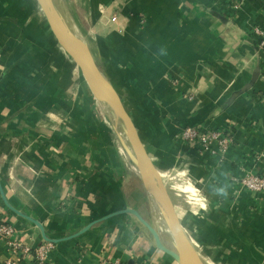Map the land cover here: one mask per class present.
Instances as JSON below:
<instances>
[{
  "label": "crops",
  "instance_id": "0c3cea01",
  "mask_svg": "<svg viewBox=\"0 0 264 264\" xmlns=\"http://www.w3.org/2000/svg\"><path fill=\"white\" fill-rule=\"evenodd\" d=\"M71 1L98 65L151 116L164 168L169 175L183 170L200 190L203 206L177 211L203 264H264V192L242 184L247 174L264 173V51L251 36L253 27L264 31V0ZM0 3V183L7 199L53 238L126 207L153 223L134 164L122 163L112 133L91 111L89 86L40 48L51 35L35 1ZM257 54V80L227 104L249 80ZM75 75L82 85H74ZM187 126L225 129L233 142L223 152L203 150L180 138ZM0 216L39 244L34 225L1 199ZM7 255L0 240V264ZM102 258L176 264L129 214L53 244L47 264ZM22 264L36 263L30 256Z\"/></svg>",
  "mask_w": 264,
  "mask_h": 264
},
{
  "label": "water",
  "instance_id": "95a60500",
  "mask_svg": "<svg viewBox=\"0 0 264 264\" xmlns=\"http://www.w3.org/2000/svg\"><path fill=\"white\" fill-rule=\"evenodd\" d=\"M34 1L46 21L51 35L49 41H43L39 44L40 48L48 56L49 49L52 50L54 52L53 56L61 64L71 68L90 87L89 90L96 100L101 97L113 106L114 112L123 118L130 129L134 139V148L128 156L134 163L143 189L151 202L154 210V223L144 219L137 210L126 207L97 218L70 235L53 238L46 233L40 220L10 203L0 183V199L4 206L14 215L34 225L41 240L51 244L76 238L88 231L93 225L113 216L129 214L149 233L154 246L169 256L176 264H203L182 227L176 205L170 193L168 171L164 168L158 151V135L151 116L128 89L121 86L98 65L86 40L71 32L64 24L56 9L54 0ZM67 42L74 45L76 50L84 57H90L89 61L85 62L77 54L79 58L75 55L72 58L66 45ZM259 73L260 65L257 54L255 66L249 80L241 87L234 89L227 97L226 103L230 104L237 97L249 91L257 80ZM131 117L136 119L139 130ZM145 145L150 148L149 154L146 152Z\"/></svg>",
  "mask_w": 264,
  "mask_h": 264
},
{
  "label": "built area",
  "instance_id": "2783aa9c",
  "mask_svg": "<svg viewBox=\"0 0 264 264\" xmlns=\"http://www.w3.org/2000/svg\"><path fill=\"white\" fill-rule=\"evenodd\" d=\"M114 20V19H113ZM251 34L259 39V48H264V31L258 27L251 29ZM180 138L189 145H198L203 150L225 151L230 147L233 140L232 137L224 130H208L199 126H187L180 134ZM168 173L169 188L176 190V195H184L186 201L191 206H203L202 194L196 189L192 182L185 177L183 170ZM243 186L251 192H264V173L263 174H247L242 180ZM0 240L6 245L8 255L4 264H22L28 257H33L36 264H47V256L53 244L41 241L35 246H31L23 240L14 226L6 222L0 216ZM96 264H126L120 259L102 258Z\"/></svg>",
  "mask_w": 264,
  "mask_h": 264
},
{
  "label": "rangeland",
  "instance_id": "374dc122",
  "mask_svg": "<svg viewBox=\"0 0 264 264\" xmlns=\"http://www.w3.org/2000/svg\"><path fill=\"white\" fill-rule=\"evenodd\" d=\"M2 0H0L1 2ZM5 1V0H4ZM70 1V2H69ZM66 2V3H65ZM1 4V3H0ZM64 6H66V8H64ZM73 4H72V1L71 0H56V7H57V11L59 13V16L60 18L62 19V21L64 22V24L68 27V29L75 33L76 35L80 36V32L79 30L77 29V17L74 15L73 13V9L72 7ZM0 15H1V12H0ZM81 37V36H80ZM87 42V41H86ZM95 58V57H94ZM77 76L75 75L74 77V82H75V86L77 85H82V80L81 78H76ZM84 85V84H83ZM75 94L76 91H75ZM92 96V97H91ZM90 97L92 99V104H91V111L93 112H97L99 114V116L101 117V119L104 120V123L105 125L109 128L110 132L112 133V137H113V143H114V146H115V150L117 152V155L119 157V159L122 161V163H124L127 167H130L128 162H132L130 157L127 155V152L126 150L124 149V146L122 145L121 143V140L116 136L115 132H114V129L112 127V124L110 123V121L107 119V116L105 115V113L103 112L102 108L100 107L98 101L94 98V95L91 93L90 94ZM134 175L135 177H137V179L140 180L139 183H141L142 185V182H141V179L137 173V171H134ZM143 188V186H142ZM140 190V188L138 189ZM144 191V189H143ZM177 191L176 190H173L170 188V193L172 195V198L174 200V203L176 205V208H177V205L178 207L180 208H186V207H190L191 206V203H189L188 201H186L184 195L182 194L181 196H178L176 195ZM145 193V192H144ZM176 195V196H175ZM178 196V198H177ZM139 198V197H138ZM144 201V200H143ZM145 204V205H144ZM140 202L137 203V206H140ZM147 206L149 207L151 205L150 203V200L148 198L147 195H145V203H142V206ZM152 207V206H151ZM152 211L154 212L153 208H151ZM152 222L154 223V213H153V220ZM164 238V237H163ZM165 240V239H164Z\"/></svg>",
  "mask_w": 264,
  "mask_h": 264
},
{
  "label": "bare ground",
  "instance_id": "6f19581e",
  "mask_svg": "<svg viewBox=\"0 0 264 264\" xmlns=\"http://www.w3.org/2000/svg\"><path fill=\"white\" fill-rule=\"evenodd\" d=\"M57 9V7H56ZM70 56L74 58L73 56H81V58L84 59L85 62H88L90 57H84V55H81L75 48L74 45L67 42L66 43ZM77 54V55H76ZM78 57V56H77ZM79 58V57H78ZM90 88V87H89ZM101 105L104 107L105 112L108 114L111 120L112 127L118 136V138L121 140L122 145L124 146V149L127 152V155H130L131 151L134 148V139L132 138V134L128 126L126 125V122L123 120V118L119 115H117L114 112L113 106L105 99L98 97L97 99ZM134 164V163H133ZM135 166V165H134ZM136 168V167H135ZM137 170V169H136Z\"/></svg>",
  "mask_w": 264,
  "mask_h": 264
},
{
  "label": "trees",
  "instance_id": "16d2710c",
  "mask_svg": "<svg viewBox=\"0 0 264 264\" xmlns=\"http://www.w3.org/2000/svg\"><path fill=\"white\" fill-rule=\"evenodd\" d=\"M251 36H252V38H253V40H254V46L256 47V49H258V50H260V51H264V48L263 49H261V48H259V46H258V42H259V39L258 38H256V37H254L252 34H251ZM42 240H40V242H41ZM39 242V243H40ZM126 264H128L127 262H125Z\"/></svg>",
  "mask_w": 264,
  "mask_h": 264
}]
</instances>
